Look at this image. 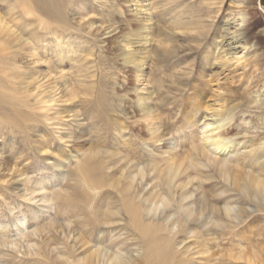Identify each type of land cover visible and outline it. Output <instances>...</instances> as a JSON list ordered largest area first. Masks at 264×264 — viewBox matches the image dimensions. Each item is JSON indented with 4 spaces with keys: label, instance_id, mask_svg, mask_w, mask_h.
Here are the masks:
<instances>
[{
    "label": "bare ground",
    "instance_id": "obj_1",
    "mask_svg": "<svg viewBox=\"0 0 264 264\" xmlns=\"http://www.w3.org/2000/svg\"><path fill=\"white\" fill-rule=\"evenodd\" d=\"M144 1L133 0L139 9L134 14L137 25H133L123 17L125 11L112 0H0V9L4 8L8 14L16 9L18 15L28 20L23 27L30 28L28 31L18 28L16 32L6 12H0V133L4 140L0 146V175L15 170L17 177L22 176L13 184L8 180V185H0L4 186L0 205L6 202L14 212L18 208L9 199L18 198V206H27L34 217L38 212L55 210L53 225L56 230L61 229L63 246L53 252L52 264H187L173 256L177 236L238 234L264 218V169L246 171L238 157L245 156L244 150L251 148L249 154L254 161H260L261 156L255 149L257 143L240 141L229 135L227 129L235 118L232 113L235 106L227 104L221 108L210 104L199 82L206 76L204 72L168 74L163 67L170 59V40L182 36L180 31L188 29L192 22L211 15L210 7L197 15L192 8L179 11V4L171 8L168 1L160 8L154 2ZM117 15L125 19L116 21ZM169 18H173L174 25L163 31L160 21ZM242 23L245 27L231 38H228L227 23L216 34L225 38L231 49L247 48L253 38L251 22L243 17ZM124 25L126 32H123ZM49 35L56 37L53 45L60 47L54 52L56 56L60 57L63 51L73 55L85 52L87 56L96 55L101 65L121 60L122 66L135 74L138 81H147L150 87L133 88L131 91L136 96L130 97V89L125 85L124 95L116 98L113 95L116 89L109 88L105 75L98 77L95 86L90 84L84 88L65 79L59 88L67 91L66 101H72L63 110L57 109V114H50L58 99L40 93L32 103L26 98L25 93L38 76L36 73L25 75L15 65L16 52L12 51L28 40L38 42L42 36ZM65 38L67 42H62ZM219 44L216 42L205 56L206 68L216 64L214 58L224 59L221 55L224 51L215 57L216 51H220ZM105 50L110 56L102 54ZM68 58L74 60L73 56ZM41 60L40 57L36 62ZM60 66L50 63L45 77ZM95 66L99 72V66ZM90 68L92 65L87 66V70ZM193 80L196 83L190 85ZM81 94L89 96L84 98ZM185 96L188 98L181 99ZM248 99L257 101L252 92ZM204 109L216 117L202 126V142L196 144V135L191 133V147L178 151L179 139L169 137L172 120L182 113L189 126L194 127L199 121L195 114ZM110 112L117 119L108 116ZM64 116H72L73 122L62 121ZM201 117L206 119L207 115ZM132 118L149 122L139 131L140 139L149 140L157 146L156 150L163 142L168 150L160 155L166 156L158 159L153 155L155 152L141 153L137 141L125 133ZM32 131L36 138H30L23 150L27 151L29 162L24 163L22 159L12 166L15 169L9 168V158H20L23 151L17 149L20 146L17 143L14 151L7 147L4 143L7 136L18 137L27 135L26 132L31 136ZM116 132L121 139L114 137ZM52 139L64 142L69 148L57 153L54 150L51 161L46 162L43 152L49 150ZM195 179L201 181L194 183ZM210 180L217 184L207 190ZM149 185L151 191L145 193ZM230 191L238 199L253 204L255 210L237 211L234 216L231 207L220 208L218 204L231 197ZM60 216L63 222H59ZM27 220L23 215L14 221L20 235L24 234L22 226ZM37 229L41 232V228ZM130 234L134 235L133 240ZM20 243L0 235V264L18 261L25 264L21 259L17 261L22 252ZM86 244L89 247L81 250ZM130 244L136 246L137 255L128 253ZM34 245L29 244L22 253L24 257L31 256L28 258L31 264H39L46 257V249L37 243L38 248L32 250Z\"/></svg>",
    "mask_w": 264,
    "mask_h": 264
},
{
    "label": "rangeland",
    "instance_id": "obj_2",
    "mask_svg": "<svg viewBox=\"0 0 264 264\" xmlns=\"http://www.w3.org/2000/svg\"><path fill=\"white\" fill-rule=\"evenodd\" d=\"M104 1V0H102ZM116 2V5L125 11L123 17L128 18L133 25H137V22L134 20V14L137 10V5L133 4V0H112ZM170 2V7L173 8L175 4H179V11L182 8L194 10V13L199 15L203 13V9L208 11L210 7L211 15H205L201 21H194L188 25V29H182L184 32L180 31L182 36H175L170 40L171 52L169 54V62L165 64L164 70L170 74L173 71L177 72H188L194 71L196 73L204 72V76L201 81V86L205 88L207 99L210 101V104L215 105L216 107L220 106L221 108L228 104V106H235V109L232 113L235 115L234 120L231 122V129L228 127L229 135L234 138L239 139L240 141H254L256 142L255 149L259 156H261L260 161H254L249 152L251 148L244 150V153H247L245 156L239 154L240 165L244 167L246 171L254 170L258 172L259 170L264 169V128H262V122H264V0H254L253 3L247 4L243 1H231V0H145L144 3L154 2L160 8L163 3ZM3 3V2H2ZM1 4V3H0ZM108 4H110L108 2ZM195 4L194 7H190ZM16 9L12 10L8 14L5 9H0V12H6L8 21H11L10 25L12 29H15L16 32L19 28H24V24L28 20H24L22 14L18 15ZM144 15V14H143ZM142 16V15H140ZM121 16H116L115 20L119 21L125 19ZM245 17L250 25V34L253 35V38L249 40V45L247 48H229L226 45V39L219 37L218 33L221 31L224 23H227L229 30L227 31L228 38H231L233 34H236L242 28H244V23L242 19ZM14 20V21H13ZM173 18H169L167 21L161 20V29H169L172 27ZM19 23V24H16ZM15 24V25H14ZM14 25V26H13ZM18 25V27H17ZM29 26L25 27L23 30L28 31ZM123 32L127 31L126 25L123 26ZM216 31L218 33L216 34ZM224 31V29H223ZM56 37L54 35L42 36L40 41L34 42L28 40L25 45L17 46L12 49L16 52L15 55V65L19 66L25 75H32L36 73L38 79L36 82L30 85L29 92H26V98L32 103L35 101V97L40 93L41 96H53L58 99L55 108L50 110L49 113L52 115L57 114L58 110H63L66 104H70L72 100L66 101L68 97L67 91H62V88L59 86L64 82L65 79L70 80L74 86L79 87H88V85H96L98 77L106 76L109 81L107 84L109 88L115 87L116 92L113 94L116 98L124 95L123 90L125 85H128L130 89L128 96L135 97L136 93L131 91L133 88H145L150 87L147 81H138L135 74L130 73L127 67L122 66V61L118 62L110 61L108 64L101 65L96 61V55H88L85 52H79L78 55H73V53H64L61 52V56L58 57L54 52L59 51L60 47H55L53 45ZM62 42H67V39H61ZM229 41V40H227ZM216 42L220 45V51L218 50L215 53V57L224 55V59L214 60L216 61L211 68H206L204 64V58L207 53L212 51L214 44ZM225 43V44H224ZM225 45L223 48L221 46ZM243 44V43H242ZM253 44V45H252ZM235 44L231 45L234 46ZM23 49L19 53V49ZM134 48H131V50ZM224 51L223 54L221 52ZM37 52L38 55L32 56L31 54ZM234 52V53H231ZM103 55H109L105 50L102 52ZM221 54V55H220ZM74 57V60H69L68 56ZM173 56V57H172ZM41 57L40 62H36L38 58ZM172 57V58H171ZM62 59V60H61ZM59 61L61 63H59ZM58 66L61 65L57 70H55L51 75H46V69H49V65ZM92 65L90 70H87V66ZM99 66V72L97 67ZM61 68H64L62 71ZM95 73V74H94ZM94 74V75H92ZM35 77V76H34ZM130 79V83L128 82ZM17 80V79H16ZM196 83V81H190V85ZM189 85V86H190ZM59 88V89H58ZM252 92L253 96L256 97L255 102H250V93ZM31 94V96H29ZM84 98L89 95L81 94ZM186 97H181L185 100ZM79 98H75L78 100ZM181 100V101H183ZM190 107H188V110ZM47 113V111H46ZM61 114V113H59ZM66 114V113H64ZM110 117L117 119V115L114 112L107 114ZM201 115H207V118H202ZM212 112L210 110H200L195 114L197 119L199 118L198 123L194 127H190L187 123L185 117L182 113L179 115V119L172 120V134L169 137L178 138L179 146L177 147L178 151L184 150L185 146L191 147V133L196 135L194 142L196 144L201 143L202 137V126L205 122L213 121V118L216 116H211ZM165 116V115H164ZM208 119V121H206ZM138 122L136 119L132 118L128 120V128L125 130V133L132 135L133 140L137 141L138 146L141 149V153L145 152H155L153 155L158 159L166 156L167 154L160 155L162 151L168 150L166 145H161L158 150L157 146L149 140L140 139L139 131L142 127L147 126L148 121ZM62 121L71 123L73 122L72 116H64ZM168 122L167 120H164ZM75 123V122H74ZM32 124V122H31ZM35 129H39L35 127ZM34 130V129H32ZM145 130V129H144ZM233 130V131H232ZM194 131V132H193ZM18 137L14 135L7 136L5 140V145L12 149L16 148V143L20 146L17 147L20 151L25 150L24 144L30 140H34L35 131H32L31 136L26 132ZM30 136V137H28ZM114 137L121 139L122 137L116 132ZM3 136L0 133V146L3 144ZM59 140H51L50 148L47 152H43V159L46 162H50L53 157V151L59 152L60 150H65L66 144L64 142H57ZM33 144H36L33 141ZM59 148V149H57ZM27 151H23V156L20 158H9V168L15 165V162H20L22 159L24 163H28ZM25 156V157H24ZM236 155H233L234 157ZM26 158V159H25ZM15 169V167H12ZM4 176V177H3ZM22 176L17 177L15 170L7 172L6 175H0V185H8V180H11V184L14 183L16 179L21 178ZM201 180H194V183ZM217 183L210 180L206 184L207 190H211L212 186H216ZM219 186V185H218ZM151 185L145 189V193L151 191ZM4 186H0V192H3ZM153 190H158L154 188ZM211 194V191H209ZM227 194V193H226ZM235 192L230 191L228 193L231 196L228 200H224L222 203L218 204L221 208L227 206L231 207L232 213L235 216L236 212H242L246 210L248 212H253L255 210L253 204L247 203L238 199V196L235 195ZM235 195V196H234ZM0 199L2 197L0 196ZM2 201V200H1ZM10 202L13 203L18 209H15L14 212H11L6 202H1L0 205V235L7 239L20 240L22 245V252H25L28 249V245L33 243L35 244L34 248H38L37 243L41 246H44L46 251L44 252L45 258L43 262L39 264H52V259L54 258V251H57V247H62V240L60 238L61 229H55L53 225V218L55 216V210L53 209L50 212H38V216L34 217L30 213V210L27 206L23 205L18 206V198H10ZM20 207V208H19ZM27 216V223L22 226L24 229V234L20 235L18 228L15 226L14 221L17 220L19 216ZM233 218V217H232ZM63 217H59V222H63ZM41 228V232L37 228ZM131 240L135 237L130 234ZM176 243V244H175ZM175 243L173 245V256L178 260H182L187 264H264V218L257 219L253 224L247 226L238 234H224V233H215V234H199L196 236L193 235H179L176 237ZM128 245V253L134 255L138 254L136 252L135 245ZM89 247V244L83 246L81 250H86ZM132 248V249H131ZM19 253V259L23 263H27L28 258L24 257L23 253ZM237 256L240 259H236ZM73 258V257H72ZM31 264L30 261H28ZM20 261L16 262V264ZM38 264V263H36Z\"/></svg>",
    "mask_w": 264,
    "mask_h": 264
}]
</instances>
